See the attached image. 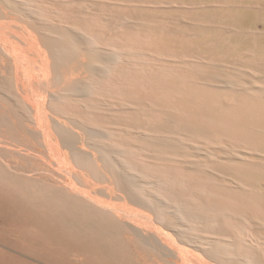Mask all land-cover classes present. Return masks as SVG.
<instances>
[{
	"label": "bare ground",
	"instance_id": "6f19581e",
	"mask_svg": "<svg viewBox=\"0 0 264 264\" xmlns=\"http://www.w3.org/2000/svg\"><path fill=\"white\" fill-rule=\"evenodd\" d=\"M118 1L66 20L0 0L16 61L0 58L16 98L0 122L67 175L40 186L0 165V186L43 212L71 205L77 227L142 250L136 264H264V0Z\"/></svg>",
	"mask_w": 264,
	"mask_h": 264
},
{
	"label": "rangeland",
	"instance_id": "374dc122",
	"mask_svg": "<svg viewBox=\"0 0 264 264\" xmlns=\"http://www.w3.org/2000/svg\"><path fill=\"white\" fill-rule=\"evenodd\" d=\"M42 1L37 0L35 5L36 8L39 7L41 11L46 12L45 16L53 18L51 15L55 11L68 10L67 14H63V17L69 16L65 17L66 20L73 15L70 14V10L77 13L76 10L91 8L90 11L96 15H101L102 12L112 13L117 7L125 10L123 9L125 3L118 5L117 2H121L118 0H75V2L62 0L63 3L60 5L50 4V0L42 4ZM100 2L105 3V6L96 4ZM160 6L167 7L169 4L163 3ZM173 6L180 7V4L174 2ZM186 7L190 8V6ZM188 11L189 9L186 10ZM176 16L177 13L174 12L173 21ZM55 21L59 23L61 19L56 17ZM259 28L262 29V25H259ZM0 58L13 66L14 63L16 65V61L12 63L13 60H9L2 50H0ZM3 91L5 92V89H0V103L2 107L9 108L10 102L16 103V98L9 100L3 97ZM95 95L98 99H102V96ZM20 109L23 110L22 106ZM26 124L35 128L30 121ZM18 136L21 141H25L21 133ZM14 137H16L15 133L6 123L0 122V165L4 169L9 167L8 169L16 175L40 186L59 188L65 183L62 180L67 178L65 172L47 164L43 156L42 160L41 155L37 154L38 149L35 150L32 144L25 142L19 144L17 143L20 141L19 138L14 139ZM34 141L35 139H32V142ZM57 210L43 212L30 207L22 200L13 197L6 187L0 186V264H136L139 257L144 256L143 251L134 245L132 247L124 244L114 245L111 237H107L104 233L98 234L89 226L78 224L77 227L76 218L84 216L82 212L76 214L71 205L67 207L61 205ZM60 221L67 226L61 227ZM73 254H81L83 262L74 260Z\"/></svg>",
	"mask_w": 264,
	"mask_h": 264
}]
</instances>
